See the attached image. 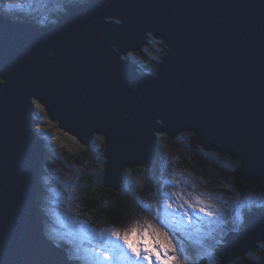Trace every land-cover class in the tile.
I'll use <instances>...</instances> for the list:
<instances>
[{"label":"water","instance_id":"water-1","mask_svg":"<svg viewBox=\"0 0 264 264\" xmlns=\"http://www.w3.org/2000/svg\"><path fill=\"white\" fill-rule=\"evenodd\" d=\"M28 23L0 8V264H75L45 232L34 99L80 141L106 139L114 191L128 167L153 166L158 132L193 131L245 181H264V0H91L55 26ZM152 36L166 51L142 73L124 56ZM250 212L216 248L221 263L259 246L264 212Z\"/></svg>","mask_w":264,"mask_h":264},{"label":"rangeland","instance_id":"rangeland-1","mask_svg":"<svg viewBox=\"0 0 264 264\" xmlns=\"http://www.w3.org/2000/svg\"><path fill=\"white\" fill-rule=\"evenodd\" d=\"M54 2L57 3V0H4L0 5L9 13H22L21 10L24 9L26 13H22V16L25 15L29 21L36 22L41 20L39 17L45 19L51 17V10H56L53 7ZM1 81L3 77H0V84ZM34 102L36 105L39 101L34 99ZM39 104L41 105L40 102ZM44 119L48 122L46 127L50 137L49 144H46L45 137L43 138L44 148L52 145L55 155L48 159V168L43 173L45 191L43 209L48 219L47 232L55 236L59 243L64 241L70 245L73 254L76 255L75 258H79L82 264H147L146 261L135 260L133 254L126 248L122 236L130 233L132 227L137 228L139 236L143 228H148V224L160 230L162 239L166 232L178 250L183 245V251L189 257L187 264L200 262L193 259L195 257L188 251L185 241L178 232L200 243L207 241V244L211 245L213 259L210 260L202 251L200 257L208 259L213 264H219L215 253L218 246L216 242H223L226 226H239L241 231L243 224L241 217L244 220L251 207L264 204V199L249 200V197H255L257 194L264 197V181H254L243 187L244 182L239 180L238 175H233L239 167L238 160L229 155L217 157L213 152L203 151L199 143L195 144L197 146L195 150L191 142L194 140L193 131L179 133L182 136L185 133L189 139L181 138L179 134L168 138L166 132H158L159 138L162 139L160 142L162 161L157 165L158 181L147 183L143 175L131 172L124 182L122 200L118 202L112 193L100 184L105 167V158L101 157L104 153V137L97 134L92 136L90 143H84L75 134L61 128L57 120L47 116L41 118ZM205 153L209 154L207 159L211 165L201 160L206 158ZM131 188L135 195L128 190ZM189 194L193 197L199 196L205 203L217 204L221 207L223 216L217 222L196 209L190 210L191 223L182 219L184 209H179V205L189 200ZM201 194H211L213 198L209 200L207 195ZM224 201L227 204H224ZM234 201L243 204L238 207ZM170 203L173 209L179 210L166 208ZM146 205H154V210H146ZM101 231H104V237L100 236ZM114 231L121 233L120 239L111 234ZM209 232L210 235H205ZM149 235H152L151 229ZM200 243H197L199 248ZM98 246L107 248L115 246L126 258L123 260H107L102 256L95 258L97 253L94 249ZM89 253L90 256L93 254L95 256L89 257ZM245 256L235 264H264V247L250 257ZM127 257L132 259L129 260ZM178 259L183 264L184 256H178Z\"/></svg>","mask_w":264,"mask_h":264},{"label":"trees","instance_id":"trees-1","mask_svg":"<svg viewBox=\"0 0 264 264\" xmlns=\"http://www.w3.org/2000/svg\"><path fill=\"white\" fill-rule=\"evenodd\" d=\"M80 2L84 3V2H87V0H71L69 4L73 5V4H76V3L78 4ZM69 4L67 5V11L60 10V9H58L56 7L58 10H55L53 12V14L51 16V19H50V21H52V23H53L52 25H54V26L57 25L59 23V19L63 16V14H66L69 11V6H70ZM22 15H23L22 13H17V14L16 13H12L13 18H16L18 20H23L24 19V21L28 22L29 20L24 17L25 15L24 16H22ZM165 46H166V44L162 40L157 39L155 36H152L149 39V44L144 46L142 51L129 52L126 56H124V58L134 62L136 64V66H137V69L140 72H142V73H154L155 74V73L158 72V67L156 66V63L161 60L162 54L163 55L165 54V51H166ZM0 87H1V84H0ZM35 108H36V110H35V118L37 120V128L39 129V133L41 134L42 138L45 137L44 138L45 139V143L49 144L50 137L47 134L49 132H47V127H46L48 122L45 119L41 120V118L43 116H45V117L46 116L49 117V116H48L45 108H43L44 109L43 112L37 106ZM194 135H192L194 140H191V139L190 140L192 142V146L195 148V150H197V146H195V144L196 143L198 144V141H197L196 135H195V137H194ZM168 136L169 135H167V137ZM179 136L181 138H184V139H186V138L189 139L190 138L185 133H183L184 137L182 136V134H179ZM169 137H171V136H169ZM158 140H159V143L162 141V139H160V138ZM47 147L48 148L45 149V157H44V160H43L41 168H40L41 178H43V173H45V170L48 168V159L51 158V157H55V155L53 153V146L52 145L51 146L47 145ZM105 147H106V139L104 140V143H103V151H104V153H105ZM209 152L215 153V155L217 157L226 156V155H224V154H222V153H220L218 151H215V150L208 151V153ZM104 153L101 154V157H104L106 159V156H105ZM208 155L209 154H206V158H204L202 156L204 159H201V160L205 161L206 164L211 165L210 160L207 159V158H209ZM161 161H162V159H161V149H160V146H159V148L157 150V154H156V156L154 158V161H153V166L151 168L150 167L149 168L148 167H144V166L128 167L125 170V172H124V177H123L124 181H123V185L122 186H124V182L127 181V179H128V177H129L131 172L143 175V177H145V180H146L147 183H150L153 180L158 181L157 180V178H158L157 165H159L161 163ZM104 162H106V160ZM104 166L105 167H104L101 179H100V184L105 187L104 188L105 190H107L109 193H112V196L114 198H116L118 200V202H121L124 187L120 191H113L111 188H107L105 186V184H104V175H105V171H106V164L105 163H104ZM241 169L242 168H240V166L237 167V172H233V175L234 176L238 175L239 180L244 182L243 183V187H247L249 185L248 183L252 184L254 182V180L245 181L244 178L241 175ZM128 190L130 191V193H133L135 195V192L133 191L132 188L128 189ZM44 196H45V191L43 189V183L41 181V187H40V190H39V193H38V203H39V205H40V207L42 209V217H43L44 224L46 225L48 219H47V216H46V212L43 209ZM251 210L254 213L255 212H257V213L258 212H262V211H264V204L255 205V206L251 207ZM247 225H248V218H245V220L243 221L241 230L245 229ZM232 228H234V227L227 225L226 228H225L226 234L229 232L228 229H232ZM45 232L47 233V230H45ZM178 235H180L179 232H178ZM180 236L187 243L186 246H187V248L190 249V251L192 252V255L196 256V257H199L197 260L200 262V260L202 258L200 257L199 246L196 245V240H193V238H189V237H187L185 235L184 236L180 235ZM258 244H259V246L257 248L251 249L248 252V254L245 256V258L250 257V255L256 253L259 249H261V247H264V243L258 242ZM58 245H60L62 249H66L67 254H71L73 256V260H72L73 262H75L76 264H82L81 263L82 261L79 258L78 259L74 258V254L72 252V249H71V247L68 244H62V243L59 244L58 243ZM216 245H218L217 242H216ZM193 248H194V250H193ZM200 252H201V250H200ZM216 257H217V259L219 261V264H223V263H221V259H220V257L217 254H216ZM240 258H243V256L238 257L237 259H235L234 261H232L229 264H235L237 262V260H239ZM209 264H213V263H211L209 261Z\"/></svg>","mask_w":264,"mask_h":264},{"label":"snow or ice","instance_id":"snow-or-ice-1","mask_svg":"<svg viewBox=\"0 0 264 264\" xmlns=\"http://www.w3.org/2000/svg\"><path fill=\"white\" fill-rule=\"evenodd\" d=\"M36 106L40 108L43 112V107L37 102ZM175 195V193H173ZM182 196L184 194H181ZM207 195L208 199L211 200L213 197L211 194H201ZM217 199H222L217 197ZM252 199H264V197L257 194L255 197H249V200ZM227 204L226 201L223 202ZM237 206H241L243 202H236ZM146 210L153 211L154 205H146ZM166 208L173 209V205L167 204ZM179 209H184L182 219L187 220L189 223L192 221V217L190 215V210L198 209L201 213L206 215L207 217L212 218L214 221H219L220 217L223 216V212L221 211V207L217 204L205 203L203 199H200L199 196L193 197L189 194V200L184 201V203L179 205ZM179 209H173V211H178ZM157 214L158 210H157ZM241 223H243V218L241 217ZM261 226L264 227V221L261 222ZM149 229H151L152 235H149ZM117 239L121 238V233L119 231H114L111 233ZM101 236L104 235V231H101ZM205 235H210L206 233ZM126 248L133 254L136 261H146L147 264H182V262L178 259V256H184L183 264H187L189 257L183 251V245L178 250L176 245L173 243L172 239L168 237V234L164 233V238H161L160 230L155 228L152 224H148V228H146L139 236L137 235V228L132 227L130 233H125L122 237ZM257 240L261 243H264V236L258 237ZM197 243H200L199 241ZM217 243H222V241H218ZM207 245V246H206ZM255 246V242H254ZM59 247V245H57ZM201 251L208 256L211 260L213 259V254L210 251L211 245L207 244V241L204 243H200ZM94 251L97 253V256H102L103 259L107 260H123L125 259V254L115 246L111 248L98 246ZM199 257H195L193 259H198ZM66 259L68 261L73 260V256L71 254L66 255ZM127 259L131 260L132 257H127ZM52 264H63V261L60 258H54Z\"/></svg>","mask_w":264,"mask_h":264},{"label":"clouds","instance_id":"clouds-1","mask_svg":"<svg viewBox=\"0 0 264 264\" xmlns=\"http://www.w3.org/2000/svg\"><path fill=\"white\" fill-rule=\"evenodd\" d=\"M1 1H3V0H0V2ZM23 14H25L26 12H24V11H21ZM9 13V12H8ZM12 13H17V12H12ZM12 13H9V15L11 16L12 15ZM25 18H27V16H24ZM28 19V18H27ZM23 21H24V19H23ZM51 23L52 22H49V23H47L46 25H44L43 24V26H50L51 25ZM38 24V23H37ZM35 107H36V105H35ZM50 118V117H49ZM36 126H37V124H36ZM38 131H39V129L38 128H36ZM40 134V133H39ZM40 136H41V134H40ZM42 137V136H41ZM158 139H159V137H158ZM159 141V140H158ZM159 146H160V143H159ZM51 160V159H50ZM106 160V159H105ZM106 163V162H105ZM151 168V167H150ZM123 188V187H122ZM119 191V190H118ZM249 212V211H248ZM248 212L245 214V218H247V216H248ZM245 218H244V220H245ZM243 220V221H244ZM46 226V225H45ZM46 229H47V226H46ZM181 237V236H180ZM223 242H224V240H223ZM60 243H62V244H67L66 242H60ZM70 246V245H69ZM218 247V246H217ZM71 249H72V247H71ZM65 252H66V254H67V251H66V249H63ZM216 250V249H215ZM77 254V253H76ZM76 257V255H74V258ZM77 258H78V256H77ZM83 264H85V263H83Z\"/></svg>","mask_w":264,"mask_h":264},{"label":"bare ground","instance_id":"bare-ground-1","mask_svg":"<svg viewBox=\"0 0 264 264\" xmlns=\"http://www.w3.org/2000/svg\"><path fill=\"white\" fill-rule=\"evenodd\" d=\"M12 16V15H11ZM13 17V16H12ZM16 19V18H15ZM112 19H115V18H112ZM16 20H18V19H16ZM18 21H20L21 22V20H18ZM29 23L28 24H30V25H34V23L32 22V21H28ZM40 26V25H39ZM157 39H160V40H162L163 41V39L161 38V37H156ZM164 42V41H163ZM163 57V56H162ZM3 83V81H1V84ZM143 231L145 230L144 228L142 229ZM242 231V230H241ZM139 232V231H138ZM142 233V232H141ZM124 234V233H123ZM101 236V235H100ZM104 237V236H103ZM108 237V236H107ZM123 237V236H122ZM98 238V237H97ZM106 239V238H105ZM108 239V238H107ZM58 240V239H57ZM94 240L96 241L97 239H95L94 238ZM107 241H109V240H107ZM101 242V241H100ZM60 244V243H59ZM105 244V243H104ZM95 246V245H94ZM125 252V251H124ZM130 254V253H129ZM88 256V255H87ZM95 256V254H93V256H90V253H89V257H94ZM97 257V255L95 256V258ZM108 262V261H107Z\"/></svg>","mask_w":264,"mask_h":264},{"label":"flooded vegetation","instance_id":"flooded-vegetation-1","mask_svg":"<svg viewBox=\"0 0 264 264\" xmlns=\"http://www.w3.org/2000/svg\"><path fill=\"white\" fill-rule=\"evenodd\" d=\"M71 0H65L61 2V5L58 7V9L63 10V11H67V5L70 3ZM41 25V24H38ZM163 56V54H162Z\"/></svg>","mask_w":264,"mask_h":264}]
</instances>
